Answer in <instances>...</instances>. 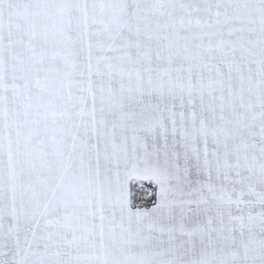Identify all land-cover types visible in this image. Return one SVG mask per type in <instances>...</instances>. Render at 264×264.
I'll return each instance as SVG.
<instances>
[{"label":"snow or ice","instance_id":"snow-or-ice-1","mask_svg":"<svg viewBox=\"0 0 264 264\" xmlns=\"http://www.w3.org/2000/svg\"><path fill=\"white\" fill-rule=\"evenodd\" d=\"M0 264H264V0H0Z\"/></svg>","mask_w":264,"mask_h":264}]
</instances>
